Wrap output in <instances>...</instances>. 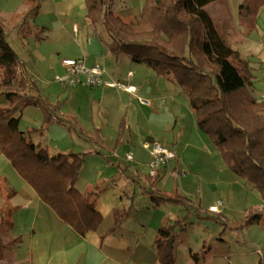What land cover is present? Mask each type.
I'll return each mask as SVG.
<instances>
[{
	"label": "trees",
	"instance_id": "obj_1",
	"mask_svg": "<svg viewBox=\"0 0 264 264\" xmlns=\"http://www.w3.org/2000/svg\"><path fill=\"white\" fill-rule=\"evenodd\" d=\"M213 1L216 0H142L132 21L116 14L111 0H84V19L107 33L110 54L126 55L157 75L173 76L188 97L197 127L209 135L228 170L260 195L263 206L251 207L244 225L257 222L264 227V101L248 89L247 77L232 62L235 50L221 38L204 9ZM7 36L8 29L0 20V98L7 104L0 105V153L66 224L81 235L95 231L102 221L94 208L98 186L87 193L75 186L86 153L50 154L32 137L42 135V126L27 131L18 126L27 106L41 110L42 125L66 119L57 114V104L42 97ZM14 111L16 114H12ZM67 128L78 132L72 124ZM99 132L95 129L93 134ZM173 160L175 170L179 160ZM162 174L159 167L154 175H130L137 183L147 182L153 206L177 204L187 213L199 209L200 205L176 190L168 194L159 191ZM187 217L157 229L154 246L159 264H174L173 242L177 228H186ZM2 246L0 238V256ZM191 256L198 258L197 253ZM257 264L264 263L259 260Z\"/></svg>",
	"mask_w": 264,
	"mask_h": 264
},
{
	"label": "rangeland",
	"instance_id": "obj_2",
	"mask_svg": "<svg viewBox=\"0 0 264 264\" xmlns=\"http://www.w3.org/2000/svg\"><path fill=\"white\" fill-rule=\"evenodd\" d=\"M40 1L42 4L43 2L45 5L48 4L47 0ZM83 1L69 0L59 3L60 0H57V31H53L52 39L44 40V37L40 35V25L46 23L50 25L48 27L53 28L54 15L45 13L38 17L32 0H29L27 5L23 3V9H27L24 18L21 19L20 15L9 14V17H5L6 20H0L8 29L7 40L19 57L26 61V70L37 85L42 97L47 98L53 104H57L59 115L69 117L73 113H77L78 122L85 128L89 124L85 116L89 113L90 107L94 108L96 105L95 102L100 92L98 89L104 87H90L88 85L65 87L54 79L55 75H61L64 72L63 67L59 63L64 56L72 57L74 55V57H78L85 51L94 60L100 57L96 56L98 55V48L102 50L103 55H106V47L110 39L100 26L92 25L84 20ZM19 2L20 0H11L6 3L0 0V3L5 5L4 9L9 11L17 9ZM111 2L112 9L117 15L125 20L134 21L138 15L142 0H111ZM22 7L20 6L19 10H22ZM204 9L211 16L217 31L227 45L237 50L232 62L247 77L248 89L253 92L254 96H257V98L262 97L259 99L264 101V95L261 92V87L264 84V0H216L206 4ZM19 19L20 22L18 23ZM20 23L23 25L24 36L29 38L27 40L28 52L23 49L22 39L18 36L20 29L18 25ZM73 24L78 27L77 34L73 33ZM84 30L88 33L87 38L89 39L86 46V41H84L81 33ZM54 32H57V38H54L56 36ZM106 63V67L110 71L117 73L121 81H125V73L131 70L133 76L130 82H168L169 91H165L159 86L160 90L156 92L158 96L162 94L164 98L159 99L157 102L158 108L156 107V110L158 113L150 119V123L152 125L155 123L163 125L160 130L167 139H170L172 135L175 136V139H177L176 149L180 151L178 155L180 156L181 153V160L183 159L186 162L185 166L182 165L185 176L179 182L178 180L174 182L170 177H165L163 184L170 189L177 188L179 192L192 200L195 205H200L198 210L193 209L192 213L188 214L185 212L178 217L181 218L186 213L188 214L185 223L186 230H178V233L179 231L181 233L185 231L191 242V248L194 251L198 250L203 239L208 234H213L214 236L224 234L231 239H235V241H248L250 243L252 239L258 238L262 231L258 229L257 225H244L243 223L247 211L253 207L250 196L246 192V186L249 184L228 170L226 163L209 135L197 127L190 103L184 97V95H187L176 84L173 76L170 74L165 76L157 75L150 67L134 62L126 55L108 57ZM0 75H2L1 71ZM145 96L143 94V97ZM91 100H93V103ZM0 105L2 107L7 105L2 98H0ZM150 111L149 107H145L141 113L140 111L138 112L139 115H143V122L146 121ZM12 114H16V111ZM122 115V113L116 114L113 112L108 119L106 131L103 132L105 139H107L104 143V149L101 150L102 148L95 146L100 151V157L104 155L113 159L114 155H119L120 159L124 161L123 165L128 163L127 166L130 167L132 162L126 160V155L133 154L135 159L139 158L149 163L152 158L151 149L153 142L147 139L142 140L135 136V133L131 137V145L119 149L117 152L110 150L112 148H107L111 147L112 142L120 137ZM42 122L41 110L34 106H27L21 113L18 126L24 131L42 126L44 130L42 135L37 134L32 137L34 141H40L41 144L46 145L50 154L70 151L81 152L90 148L88 144H83L80 140L78 130L76 132L73 128L69 129L58 123L51 126L50 123L42 125ZM158 128L153 127L152 129ZM134 131L132 130V133ZM124 144H127V140ZM145 144H148V147H145ZM88 156L85 155L84 158L85 169L83 177H85V180L87 177L93 176L95 171L93 166L90 165L91 162L88 161L91 157ZM98 160L103 162L102 159ZM148 169L147 164V172ZM127 175L130 176V173L128 172ZM79 184L83 187L78 181L77 185ZM90 189L93 190L94 187L92 186ZM250 191L254 192L257 198H260L256 189L253 188ZM161 192L165 194L172 193ZM217 199L224 201V207L222 206L220 211L227 218L226 221H220L216 217L215 214L219 215L220 212L215 214L206 212L207 208L214 204ZM172 209L165 211L168 216L172 214V211L174 212L173 215L176 216V209L174 207ZM156 217V215L150 214L149 219L145 223L147 235H151L149 239H154L156 234L154 228ZM214 218L217 219L214 220ZM246 228H248L247 231ZM219 230H222V233ZM186 235L182 237L186 238ZM7 236V225H2L0 238L1 243L3 242L2 244H4L3 253L8 252ZM213 237H207L206 245L209 244L211 239H215ZM248 247V250H252L251 246ZM261 252L264 262V248ZM177 253L180 255L187 253V246H179ZM0 264L2 263L0 262Z\"/></svg>",
	"mask_w": 264,
	"mask_h": 264
},
{
	"label": "crops",
	"instance_id": "obj_3",
	"mask_svg": "<svg viewBox=\"0 0 264 264\" xmlns=\"http://www.w3.org/2000/svg\"><path fill=\"white\" fill-rule=\"evenodd\" d=\"M2 1L7 3L11 0ZM28 1L20 0L16 7L17 9L13 11L4 9V3H0V19L2 21L6 20L5 17H9V14L20 15L21 19L24 18L27 9H23L22 6L23 3L27 5ZM32 1L35 4L38 17L45 13L54 15L53 28L48 27L50 25L46 23L40 25V35L44 37V40L52 39L53 31H57V0H47V5L44 2L42 4L40 0ZM65 1L69 0H60L59 3H64ZM20 6L22 10H19ZM18 27H20L18 36L22 39L23 49L28 52L27 40L29 38L24 36L23 25L21 23ZM72 30L73 33L77 34L78 27L76 24L72 25ZM81 33L84 41H86V46L89 41L87 38L88 33L85 30ZM54 35H56L54 38H57V32H54ZM106 48V55H103L102 50L98 48V55L96 56L100 57L94 60L85 51L78 57H74L73 55L72 57L64 56L62 58L83 57L88 65H103L106 69V79L121 81L117 73L110 71L106 67L108 57H114V55L109 53L108 44ZM55 50L57 51V49ZM20 59L26 62L23 58L20 57ZM0 71L2 72V75H0L1 85L3 82V68L1 66ZM129 71L131 70L127 72ZM127 72L125 73V81L123 82L133 85L136 92L127 93L106 87L99 88L98 98L96 102L94 101L96 105L94 108L90 107L89 113L85 116L86 121L88 120L89 122L87 127L83 128L78 122L79 117L77 113H73V115L68 117L59 115V112H57L59 116L66 119V123L56 120L50 123V126L58 123L65 127L72 124L79 131L80 140L83 144L86 143L90 147L88 150L81 152H85L86 155H89L88 157H91L88 161L91 162L90 165L95 170L94 175L87 177L85 180V177H83L85 161L83 160L75 186L82 193L91 191L92 189L90 188L92 186H98L94 208L101 215L102 221L95 231H87L81 235L66 224L51 207L39 198L33 188L17 173L10 161L0 153V222L3 226L7 225L8 228V252L3 253L4 244H2L0 256L2 264H159L154 246L156 234L154 235V239H149L151 235L148 236L145 230V223L149 219V215L157 216L155 219L156 225L154 226L157 232V229L161 225L171 224L186 211L182 206L172 203H163L152 207L150 193L146 190L148 186L147 182L140 181L137 183L132 179L131 175H127L128 172L132 173V175L135 172L141 176L143 174L146 176L148 174L147 162L139 158L135 159L132 154L131 159H127L126 157V160L132 162L131 166L128 167V163H124L125 165H123L124 161L120 159L119 155H114V161L109 156L103 155L104 160L103 157H100L99 149L95 147L102 148L101 150L104 149V143L107 139H105L106 137L103 132L106 131L108 119L112 116L113 112L116 114L122 113L120 122L122 131L121 133L118 131L120 137L112 142L111 147L107 148H112L110 150L117 152L119 149L131 145V137L135 133V136L142 140L147 139L150 142L160 143L172 149L179 160V164L175 170H173L175 160H170L160 167L163 178L157 186L159 191H178L177 188L170 189L165 187V184H163L164 178L170 177L174 182L175 180L179 182L185 176L182 165L185 166L186 162L183 159L181 160V153L180 156L178 155L180 151L176 149L177 139L173 135L170 139H167L160 130V127L162 128L163 125L156 123L152 125L150 123V119L158 113L156 110L157 102L159 99L164 98L162 94L158 96L156 92L160 90L159 86L165 89V91H169L168 82H130L133 72L131 71L132 75L130 77L127 76ZM143 94L146 96L143 97ZM138 97L146 100L147 103L139 102ZM184 97L188 99L187 96L184 95ZM91 102L93 103V100ZM145 107H149L151 111L146 117V121L143 122V115H139L138 112L140 111L141 113ZM133 127L135 128L132 129ZM153 127L159 128L152 129ZM95 129L100 130L99 134H93ZM132 130L135 131L132 133ZM126 140L127 144H124ZM98 159H102L103 162ZM180 171H183V174L176 175ZM78 181L83 187L80 184L77 185ZM249 187V185L246 186V192L250 196L253 207L263 206L261 198H257L254 192L250 191L252 188ZM222 206L224 207L223 200ZM173 207L176 209V216L173 215V211L168 216L165 211H169ZM193 211L191 210L189 213ZM128 212L130 213L128 214ZM188 214L186 213L185 215L188 216ZM215 215L217 216V214ZM219 216L220 221L227 220L221 211ZM249 225H257L258 229L262 231L258 238L252 239L251 243L248 241H235V239H231L224 234L217 236L208 234L207 237L209 238L215 237L214 241L211 239L209 244L206 245V237L203 239L198 250L195 251L191 248V242L185 231L183 233L179 231L178 233L177 229L173 242L175 253L174 264H257L259 260L263 262L261 250L264 248V227L257 222ZM222 230H219V232L222 233ZM183 235H186L187 240L182 237ZM181 245L187 246V253H182L183 255L177 253ZM248 246H251L252 250H248ZM191 253H197V260L191 256Z\"/></svg>",
	"mask_w": 264,
	"mask_h": 264
},
{
	"label": "built area",
	"instance_id": "obj_4",
	"mask_svg": "<svg viewBox=\"0 0 264 264\" xmlns=\"http://www.w3.org/2000/svg\"><path fill=\"white\" fill-rule=\"evenodd\" d=\"M61 66L64 72L61 75H55L54 79L63 86L73 85H88L92 87H106L127 93H135L136 89L133 85L123 81L106 79V69L103 65H88L83 57L79 58H62ZM132 75L131 71L127 72V76ZM261 92L264 95V84L261 87ZM139 102L147 103L146 100L138 97ZM148 147V144H145ZM151 161L148 163V174L154 175L156 170L165 165L168 161L176 157L175 152L160 144L153 143L151 149ZM127 159H131L132 155L128 154ZM183 171L178 172L176 175H182ZM222 200L217 199L214 204L208 207V211L212 213L220 212Z\"/></svg>",
	"mask_w": 264,
	"mask_h": 264
}]
</instances>
